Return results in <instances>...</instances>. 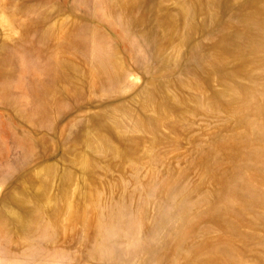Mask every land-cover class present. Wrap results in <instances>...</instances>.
I'll return each instance as SVG.
<instances>
[{"label": "rangeland", "instance_id": "1", "mask_svg": "<svg viewBox=\"0 0 264 264\" xmlns=\"http://www.w3.org/2000/svg\"><path fill=\"white\" fill-rule=\"evenodd\" d=\"M0 264H264V0H0Z\"/></svg>", "mask_w": 264, "mask_h": 264}, {"label": "bare ground", "instance_id": "2", "mask_svg": "<svg viewBox=\"0 0 264 264\" xmlns=\"http://www.w3.org/2000/svg\"><path fill=\"white\" fill-rule=\"evenodd\" d=\"M261 19V17H260ZM259 19V20H260ZM249 33V42H250V47H249V52L250 53H254L256 50H258L259 48V40H256V38H258V32H254V31H247ZM262 43V41H261ZM233 50V48H232ZM235 49L233 50V52L235 53ZM93 64H95L98 67V71L105 74L106 77L111 76L114 72H116V65L114 63V59L111 55H104V54H100L95 60H93ZM245 99V97L242 94L236 95L233 97L232 100V104L235 106L238 105H242L244 102H242ZM123 134V133H122ZM90 146V145H89ZM88 146V147H89ZM87 155V154H86ZM87 158V157H86ZM83 159V158H82ZM88 160V159H87ZM83 161V160H82ZM81 168V167H80ZM90 168V167H89ZM44 170V169H42ZM85 171V170H84ZM86 179V178H85ZM42 184V183H41ZM51 185V184H50ZM41 189V188H40ZM39 189V191H40ZM51 189V188H50ZM45 190V189H44ZM43 190V191H44ZM50 191V190H49ZM41 192V191H40ZM45 193V192H44ZM49 195V194H48ZM45 197V196H44ZM39 199V198H38ZM26 200V199H25ZM28 200V199H27ZM68 204V203H67ZM24 205V204H23ZM39 205V204H38ZM86 205V204H85ZM4 208V207H3ZM65 212V210H64ZM18 216V215H17ZM51 224V222H50ZM15 227V226H14ZM24 231V230H23Z\"/></svg>", "mask_w": 264, "mask_h": 264}]
</instances>
